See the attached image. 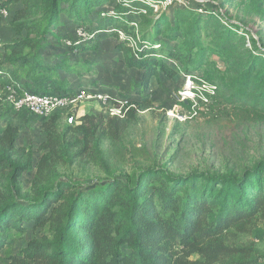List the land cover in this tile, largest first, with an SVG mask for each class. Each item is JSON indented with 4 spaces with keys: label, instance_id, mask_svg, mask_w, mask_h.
I'll return each instance as SVG.
<instances>
[{
    "label": "trees",
    "instance_id": "1",
    "mask_svg": "<svg viewBox=\"0 0 264 264\" xmlns=\"http://www.w3.org/2000/svg\"><path fill=\"white\" fill-rule=\"evenodd\" d=\"M107 2L1 0L0 6L19 4L11 19L17 37L3 44L4 62L30 64L47 74L54 69L76 75L88 70L89 59L63 56L55 65L44 60L47 37L59 36L56 28L64 14L75 24H94L99 31L111 25L126 30L124 39L117 32L110 34L119 39L116 46L124 53L125 65L141 72L139 94L161 74L174 78L183 72H200L199 79L216 86L208 111L213 117L264 120V43L253 37L248 46L244 23L228 14L224 23L213 8L200 13L174 7L154 13L153 4L145 0H116L112 11L94 16L93 10ZM127 13L141 19L135 48L129 45L134 35ZM74 45L78 51L91 48ZM173 61L181 68H175ZM6 74L0 75V90L12 83L2 79ZM29 84L24 88L50 91L35 81ZM131 104L128 118L149 108L151 101L143 98ZM119 120L87 113L80 123L62 130L61 113H53L41 124L46 137L37 149L41 153L37 165L33 150L18 144L20 125H5L0 135V251L11 230L24 233L32 224L42 231L10 256L8 264H264V255L253 246L231 240L264 221V159L238 174H176L148 166L132 179L114 177L98 187L79 189L64 180L53 187L43 183L58 163L72 161L66 145H81L78 154H84L96 134L110 130ZM66 135L73 136V142L66 143ZM35 168L34 193L24 195L22 176Z\"/></svg>",
    "mask_w": 264,
    "mask_h": 264
},
{
    "label": "rangeland",
    "instance_id": "2",
    "mask_svg": "<svg viewBox=\"0 0 264 264\" xmlns=\"http://www.w3.org/2000/svg\"><path fill=\"white\" fill-rule=\"evenodd\" d=\"M109 0L99 8L93 10L94 16L99 11H112L114 2ZM223 12L229 17L244 23L249 30V42L261 38L264 43V15L257 9L264 11V2L259 0H216ZM1 2V0H0ZM259 5L260 7H256ZM18 5L11 6V16L0 20V35L4 43L17 37L11 19ZM155 5L160 12L173 9ZM187 7L199 6L191 3ZM170 20L175 19L170 15ZM61 24L56 28L59 36L49 35L47 49L43 52L45 61L53 65L60 63L63 56L70 59H89L88 70L82 74L68 73L65 70H52L49 74L37 72L32 65L15 64L9 66L2 62V69L10 76H3V80L19 81L25 87L35 81L36 85L48 87L50 91L85 88L94 93L109 91L114 97L139 101L150 99L151 106L139 110L134 118L125 115L108 130L96 134L91 148L84 154H78L82 146L72 143L67 146L72 161L58 163L54 169L46 174L43 183L53 187L58 181H70L79 189L98 187L106 181L117 177L123 180L132 179L140 169L148 166L166 168L176 174H187L193 171L210 173H240L244 168L251 167L255 162L264 159V120L256 121L234 115L225 118L213 117V112H199L195 117L179 120L169 114L177 102V92L183 88L185 79L183 73L169 78L161 74L159 79H152L151 85L144 94L138 92L141 72L125 65L124 53L116 46L118 38L109 32L96 33L94 24H75L64 14L60 16ZM83 27V28H79ZM111 30V27H109ZM77 32L79 33L77 35ZM94 38H91V37ZM246 40L248 39L245 36ZM72 44L68 45L66 42ZM90 44L88 50L78 51L74 44ZM249 46V45H248ZM215 58V57H214ZM172 65L175 67L173 62ZM53 84V86H51ZM0 90V94L2 93ZM5 96V95H4ZM182 105V104H181ZM177 111L187 113V109L180 106ZM204 108H199L203 111ZM60 129L67 125L78 123L85 113L109 116V108L96 98L89 97L81 101L74 111H60ZM74 114L72 123L68 117ZM42 118L24 115L16 111L13 105L0 96V135L9 122L21 127L18 144L33 150V157L37 165L41 153L37 152L39 145L45 140V133L41 129ZM81 137V134H79ZM73 136L66 135L65 142H73ZM36 168L22 176L23 194L31 196L35 189ZM42 183V184H43ZM40 228L27 225V231L18 233L11 230L6 235L8 243L0 251V264H8L9 257L18 254L32 237H40ZM238 245L253 246L264 255V221L255 229L247 233H239L231 237Z\"/></svg>",
    "mask_w": 264,
    "mask_h": 264
},
{
    "label": "built area",
    "instance_id": "3",
    "mask_svg": "<svg viewBox=\"0 0 264 264\" xmlns=\"http://www.w3.org/2000/svg\"><path fill=\"white\" fill-rule=\"evenodd\" d=\"M153 4V9L155 10V5L161 4L163 8L167 7H177V8H186L194 9L197 12H204L206 8H213L216 12L220 13L222 16V21L227 23L226 13L223 12V9L220 7L219 3L216 0H145ZM197 3L199 6L196 7H187L191 3ZM155 11H158L156 9ZM11 14L10 7L0 6V20L9 18ZM129 18V29L134 35L129 45L133 48L137 47V39L140 36V23L141 19L137 14L126 15ZM1 26V24H0ZM111 27V30L110 28ZM103 31L97 30L96 33L100 32H117L118 37L124 39L127 37V32L123 28H117L114 26H109ZM83 28V27H79ZM1 32V29H0ZM79 33L77 32V35ZM249 33H245V36L248 38L247 45L250 46L249 42ZM68 45L72 43L70 41L66 42ZM4 41L0 35V75L3 74L2 62H4L5 56L7 54L4 46ZM175 68L180 69L181 64L174 62ZM10 76L9 74H6ZM185 83L182 89L177 92V102L181 103L180 106L187 109V113L183 111H177V108H180L178 104L174 108L170 109L169 114L176 116L179 120H185L189 117H195L199 112L207 113L209 111V105L212 102V97L216 94V86L203 80L199 79L201 76L200 72H183ZM1 97H5L14 107V109L20 113L26 115H33L45 119L51 116L55 112H60L64 110L74 111L78 104L89 98L93 97L101 101L104 105H107L109 108V115L124 117L132 106L131 102L126 98L117 99L114 97L113 93L109 91H97L90 92L85 88H77L73 90H53V91H30L25 89L20 82H12L6 85L2 89ZM5 95V96H4ZM190 107H189V106ZM204 108L203 111H199V108ZM75 119V115L71 114L68 117V122L72 123Z\"/></svg>",
    "mask_w": 264,
    "mask_h": 264
},
{
    "label": "crops",
    "instance_id": "4",
    "mask_svg": "<svg viewBox=\"0 0 264 264\" xmlns=\"http://www.w3.org/2000/svg\"><path fill=\"white\" fill-rule=\"evenodd\" d=\"M160 76H161V75H160ZM153 79H154V78H153ZM51 86H53V84H52ZM48 87H50V86H48ZM74 89H77V88H74ZM63 90H66V89H63ZM63 90H58V91H63ZM68 90H73V89H68ZM22 114H24V113H22ZM85 114H86V113H85ZM85 114H84V115H85ZM24 115H26V114H24ZM84 115H83V116H84ZM83 116H82L80 119L78 118V123L81 122ZM75 118H76V117H75ZM15 124H16V123H15Z\"/></svg>",
    "mask_w": 264,
    "mask_h": 264
}]
</instances>
